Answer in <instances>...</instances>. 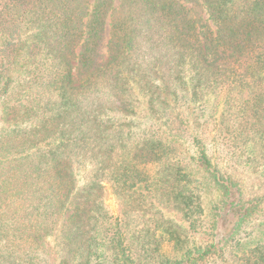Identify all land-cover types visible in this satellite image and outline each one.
Segmentation results:
<instances>
[{
	"label": "trees",
	"instance_id": "trees-1",
	"mask_svg": "<svg viewBox=\"0 0 264 264\" xmlns=\"http://www.w3.org/2000/svg\"><path fill=\"white\" fill-rule=\"evenodd\" d=\"M0 115V264H264V0H0Z\"/></svg>",
	"mask_w": 264,
	"mask_h": 264
},
{
	"label": "rangeland",
	"instance_id": "rangeland-1",
	"mask_svg": "<svg viewBox=\"0 0 264 264\" xmlns=\"http://www.w3.org/2000/svg\"><path fill=\"white\" fill-rule=\"evenodd\" d=\"M0 126H1V115H0ZM215 200H216V197L214 195V193L212 191H208L206 193V199H205V202H204V205H205V208H207L208 210V215L211 213L210 212V208L212 206H214L215 204ZM107 206L109 207V209L117 214L118 213V203H117V199L116 197L112 194L111 191L108 192V196H107ZM212 216V215H211Z\"/></svg>",
	"mask_w": 264,
	"mask_h": 264
}]
</instances>
